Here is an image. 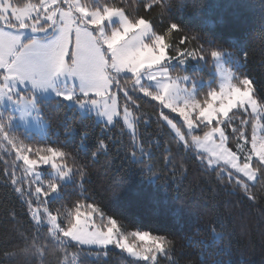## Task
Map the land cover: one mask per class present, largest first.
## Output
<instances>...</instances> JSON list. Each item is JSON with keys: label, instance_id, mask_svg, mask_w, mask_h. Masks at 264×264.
Masks as SVG:
<instances>
[{"label": "snow or ice", "instance_id": "snow-or-ice-1", "mask_svg": "<svg viewBox=\"0 0 264 264\" xmlns=\"http://www.w3.org/2000/svg\"><path fill=\"white\" fill-rule=\"evenodd\" d=\"M154 5L162 9L163 15L167 8L163 0H150L142 4V7L152 11ZM0 22H3V26H0V138L7 141L15 151V158L25 166V173H31L39 180L40 174L34 170L40 166L50 165L56 172L55 178H49L46 185L40 180L34 190L29 189L30 196L36 200H47L49 197L52 201L61 200L69 181L80 183L83 188L98 155L103 153L107 156L110 151L109 144L100 139L99 147L92 152L90 159H80L74 153L54 147L45 150L51 155H39L42 151L40 148L18 141L14 134V121L20 119L27 122V117L32 116L39 122L42 118L41 107L46 104L60 106L66 101L89 114L95 110L98 115L106 117V126L101 131H108L110 137L111 128L108 126L113 125L115 118L122 114L123 120L132 130L131 148L126 158L141 165L146 156L151 158L146 146L137 139L135 126L129 119L132 116L130 104L137 110L140 108L137 100L121 84L122 80H131V91L143 93L151 101H158L160 115L173 129L177 125L164 114L163 109L183 119L192 142L209 154L207 165L213 164V160L217 164L222 160L235 170V173L227 171L226 176H219L221 181L226 179L229 186L241 187L246 198L256 202L254 190L264 184V123L260 122L264 118V87L257 86L249 75L243 73L246 57L242 56L238 61L240 68L237 72H240V76L236 77L237 83L229 84L227 90L210 91L208 95L212 102L201 104L194 96L198 87L195 80L185 76L183 79L188 87L181 89L175 86L168 75V65L175 68L177 65H185L189 59L205 60V56L187 48L186 36L171 45L172 52L169 53L170 45L165 43V35H157L155 22L146 16L131 17L123 6L90 7L81 3V0H36L35 3L32 0H20L17 3L0 0ZM168 31L184 30L177 23H170ZM208 55L219 62L224 54L211 51ZM145 80L155 81V86L151 83L146 85L143 82ZM189 88L191 92H188ZM120 92H123V103L117 99ZM45 93L48 96L54 94L55 98L48 99ZM215 102H218V106H214ZM8 105L13 106L20 116L8 113L5 118L4 110ZM232 108H239L243 113L255 117L250 141L242 130L232 129L237 140L243 139L244 144H251L240 162L237 153L225 147L228 140L225 130L232 123L228 115ZM247 123L246 119L241 120V125ZM197 128L204 131L203 137L194 135ZM257 129L261 130L259 136L256 134ZM72 130L69 128L68 131ZM217 134L219 143L214 139ZM83 135L87 137L88 133L84 132ZM178 135L183 147L189 148L190 142L185 136L179 132ZM243 147V144L239 145L241 150ZM30 153L37 158H31ZM69 157L72 160L71 166L67 162ZM58 159L65 162L57 163ZM199 159L204 164V156L199 155ZM166 162L171 165V161ZM219 171L224 172L225 169L221 167ZM8 182L14 186L15 192L24 194L14 173L8 174ZM22 183L23 180H20ZM123 187L124 180L121 179L112 187L111 195L115 197ZM86 193L84 189L82 194L85 199H91ZM25 203L31 211L32 200ZM74 207V218L68 220L66 227H61L57 222L59 210L54 215L46 208V217L33 213L35 231L39 232L38 226L42 219L47 218L55 232L57 246L72 242L78 246H95L101 249L95 255L106 256L108 252L105 250L112 245L147 264H160L158 257L171 264H178L173 259L176 242L168 236L152 235L149 231L134 232L132 235L139 241L150 242L137 249L136 245L128 243L117 219L105 214L95 201L87 205L77 203ZM81 208L88 211L82 212ZM93 214L99 219V225L93 219ZM12 220L16 222L15 215ZM216 223L223 231L213 228L212 236L222 237L230 232V224L222 217L218 216ZM22 241L12 255L24 259L25 264H28L29 258L43 255L45 245L39 238L24 235Z\"/></svg>", "mask_w": 264, "mask_h": 264}, {"label": "trees", "instance_id": "trees-1", "mask_svg": "<svg viewBox=\"0 0 264 264\" xmlns=\"http://www.w3.org/2000/svg\"><path fill=\"white\" fill-rule=\"evenodd\" d=\"M81 2L99 8L123 6L131 17H148L155 22L157 35H165V43L170 45L169 53L172 52L171 45L186 36L187 48L205 56V60L198 63L206 64L203 72L208 77L212 76L209 70L213 58L208 55L211 51L227 53L230 57L235 67L234 84L237 83L236 77L240 76L238 61L244 56L243 73L249 75L257 86L264 87V0H163L167 6L163 15L159 6L154 5L152 11L142 7L150 0ZM170 23H177L184 31L169 32ZM186 62L188 66L195 64L194 59ZM121 84L140 105L137 110L129 102L136 119L138 140L151 153V158H144L143 165L126 158L132 142L122 121L118 120L109 127L110 137L108 131H101L105 125L98 124L94 117L85 119L66 102V107L51 104L41 107V115L47 124V138L41 139L36 134L15 128L17 140L40 148L39 155H51L45 150L54 147L74 153L80 159H90L92 152L99 147L100 139L109 144L108 155H98L83 188L80 183L71 182L64 189L61 200H48L49 211L56 215L59 210L61 227H66L68 220L74 218L77 203L87 205L95 201L105 214L117 219L122 233L149 231L152 235L161 234L173 239L176 242L173 259L178 264H264V184L254 190L256 202L249 201L241 187L229 186L226 179L221 181L217 171L208 169L201 164L198 154L183 147L161 118L157 102L132 92L131 80H122ZM212 84L211 90H217L216 81ZM118 98L120 103L124 102L123 92ZM228 115L232 123L225 130L227 147L243 160L244 152L239 148L242 139L237 140L232 129L242 130L244 136L250 138L254 118L241 109ZM242 119L248 123L241 125ZM178 124L184 129L183 124ZM69 128L73 130L69 132ZM84 132L88 133L87 137H84ZM197 133L204 134V131ZM29 155L37 158L31 153ZM15 157V151L0 138V264H25L24 259L12 255L21 246L24 235L37 237L45 245L43 255L29 258L28 264H147L115 250L107 251L106 256H97L95 253L99 251L86 250L74 243L57 246L55 236L42 224L38 226L40 230L37 233L31 212L38 204L26 191L24 169ZM166 161H171V165ZM57 162L63 164L65 161L58 159ZM67 162L71 166V157ZM12 173L18 178L23 195L15 192L14 186L8 182V174ZM121 179L124 187L113 197L111 189ZM20 180H23L22 184ZM30 189L34 190V187ZM84 189L91 199H85ZM30 199L31 211L25 203ZM81 211L88 209L81 208ZM218 216L231 226L230 232L222 237L212 236L211 231L213 228L223 231L216 223ZM93 219L99 225L95 214ZM158 260L160 264H171L162 257Z\"/></svg>", "mask_w": 264, "mask_h": 264}, {"label": "rangeland", "instance_id": "rangeland-1", "mask_svg": "<svg viewBox=\"0 0 264 264\" xmlns=\"http://www.w3.org/2000/svg\"><path fill=\"white\" fill-rule=\"evenodd\" d=\"M91 1H96V0H91ZM65 8H67V5H65ZM0 26H3V22H0ZM223 54L224 55L219 62L215 61L214 58L212 59V65H211V68L209 70V72L212 74L211 77H208L203 72L204 69L206 68V64L204 62L199 65L198 61L195 60L194 65L188 66L187 62H186L185 65H177L175 68H173L171 65H168V75L171 77V82H174L175 86H177L181 89L187 88L188 84L183 79L185 76H187V77L191 78L192 80H195V82L198 85V87L195 91V94H194L195 99L197 101H199L201 104H205L206 101L212 102L211 97L208 95V93L210 91H213V90H211V88L213 87V84H212L213 81H216V85L218 88L215 91H217V92H219L221 90H227V87L229 86V84H234V78H235L234 77L235 76L234 68L235 67L232 65L230 57L227 55V53H223ZM160 67L163 68V65H161ZM176 70H181V71L176 72ZM128 75L131 76V74H128ZM162 79H165V82H168L166 80V78H162ZM143 82L146 85L151 83L153 86H155V81L149 82V81L145 80ZM191 91L192 90L189 88L188 92H191ZM139 94H141L143 96V93H139ZM184 95H187V94H184ZM44 96L47 97L48 99H54L55 98L54 94H52V96H48V94L45 93ZM146 98H148V97H146ZM206 98H208V99L206 100ZM117 99L119 102V98H117ZM155 102L158 103V101H155ZM66 103L68 104V102H66ZM68 105L72 108L77 109V111L80 113V115L82 117H84L85 119H86V117H94L95 121L98 124H103L106 126V117L103 115H98L95 110L91 111V113L89 114V113L85 112L84 110L79 109L78 106H73L71 104H68ZM214 106H218V102H215ZM237 109H239V108H232L229 111V114L231 112L237 110ZM4 111H5V114L6 113H12L14 116H17V117L20 116V113L16 112L14 110V107L11 105H8ZM163 111H165L166 113H169L172 117H175L177 119V121L173 120V122L177 125L176 129H173L171 127V125H168L167 122L163 120L164 123L170 128L169 130H171L173 132V134L178 138V140H179L178 132L180 134H183L185 136V138L190 142V147L187 148V150H192L198 155H203L205 158V162L203 165H207V160H208L209 154L203 152L201 147H199L197 144L192 142V136L189 135V130H188L185 122L183 121V119L178 117L177 114L171 113L170 110H168V109H163ZM250 112H251V109L249 108V113ZM41 117H42V115H41ZM134 118L135 117L132 113V116H130L129 119L134 124L135 131H136L137 130L136 119H134ZM161 118H162V116H161ZM253 118H254V121H253V124L251 125L252 126L251 136L253 134V125L255 124V117H253ZM118 120L123 122L125 129H126L125 131H127L131 135L132 130L128 128V124L123 120L122 114L120 117L115 118V121H118ZM178 122L183 124L184 129H182L179 126ZM260 122L264 123V118H262L260 120ZM14 125H15V128L22 129L23 131L30 133V134H36L41 139H45L48 137L47 124L45 123L43 117L40 119L39 122H37V120L32 116L27 117V122H25V120L17 119L14 121ZM114 125H115V122L113 125H109L108 127H113ZM220 127L222 128L223 126L220 125ZM201 128H202V126H201ZM208 130H210V129H208ZM200 131H202L200 128L195 129L194 135H199V136L203 137L204 134L197 133ZM256 134L258 136L261 135V130L257 129ZM136 136L138 139L137 131H136ZM251 136H250V138H248L249 141L251 140ZM214 139L216 140L217 143H219L218 134L216 137H214ZM179 142H180V140H179ZM180 143L182 144V142H180ZM242 144L244 145L242 152H244V154H246L248 149H250L251 144H250V142L248 144H244L243 139H242ZM225 147H227V143H226ZM237 156L239 157L238 162L242 161L241 156L238 153H237ZM199 161H200V159H199ZM19 162L22 164L21 161H19ZM57 163H59V162H57ZM60 164H62V163H60ZM22 166H23V164H22ZM24 167L25 166H23V169H24ZM221 167H223L225 169L224 172L219 171V169ZM207 168L210 170L217 171L220 176H226L227 171H232L233 173H235V170L231 169L230 165H225L222 160L219 162V164H217L215 162V160H213V164L207 165ZM34 171L39 172V174H40L39 180H37L35 177H33L31 173H25L24 172L25 173L24 180L26 181L25 185L28 186V189L26 190L27 192H29V189L31 188V186L35 188V186L40 182V180H42L44 182V184L46 185L49 178H55V176H56L55 170L52 169L50 165L49 166H40L37 169H35ZM69 183H71V182L70 181L67 182V184H69ZM49 199H51V197L47 198V200H44V198H40V200H36L38 205L32 209L31 217H32L33 213H36L40 217H46L47 214L45 212V209L47 208V202ZM41 224L43 226L47 227L50 230L51 234H53L55 236V232H54V230H52V225L50 224V222L47 218L42 219ZM123 234L127 238L128 243L136 245L137 249H141L144 245H146L147 243H150V242L139 241V239L134 237L132 235V233H123ZM72 243H74V242H72ZM79 247L84 248L86 250H91V251H101V249H99L95 246L90 247L88 245H83V246H79ZM109 250H115V251L120 252V253L124 254L125 256H127L133 260L142 261V260H138L136 257L130 256L127 252H122L119 248H115L112 245H109L108 249H106L105 251H109ZM143 262L147 263L146 261H143Z\"/></svg>", "mask_w": 264, "mask_h": 264}]
</instances>
